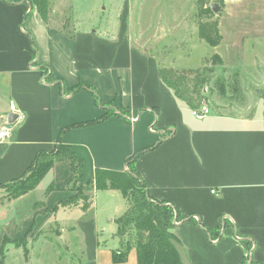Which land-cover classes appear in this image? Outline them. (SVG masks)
Segmentation results:
<instances>
[{
    "label": "crops",
    "instance_id": "0c3cea01",
    "mask_svg": "<svg viewBox=\"0 0 264 264\" xmlns=\"http://www.w3.org/2000/svg\"><path fill=\"white\" fill-rule=\"evenodd\" d=\"M215 4L222 40L209 60H222L227 73L232 64L251 70L263 63L252 83L261 100L264 55L250 53L264 48V0ZM162 68L138 38L66 32L42 21L30 0H0V128L12 131L0 140V200L4 186L60 141L83 161L85 185L97 170L128 171L142 153L135 166L148 196L186 217L171 231L182 264H264L262 104L247 116L197 120L162 81ZM108 111L114 116L87 126ZM72 180L70 163L61 162L32 193L0 204V264H116L112 254L135 242L134 233L120 239L117 225L107 227L129 209L117 191L92 189L87 212L82 204L54 212L75 196ZM26 240L29 247H20ZM128 256L123 264H138L134 247Z\"/></svg>",
    "mask_w": 264,
    "mask_h": 264
},
{
    "label": "rangeland",
    "instance_id": "374dc122",
    "mask_svg": "<svg viewBox=\"0 0 264 264\" xmlns=\"http://www.w3.org/2000/svg\"><path fill=\"white\" fill-rule=\"evenodd\" d=\"M49 6L48 21L55 28L70 33L97 30L109 38L124 35L138 38L140 47L157 56L163 68L188 76L198 71L205 84L192 110L206 107L210 115L234 112L235 115L247 116L257 102L264 109V98L258 100L252 92L255 89L252 83L261 76L263 63L256 62L258 68L251 70L238 69L237 64H232L227 73L217 60H209L214 56L215 49L199 41L194 16L197 12L196 0H50ZM250 10L253 11L254 6ZM250 54L257 57L264 55V48ZM192 75L191 80L195 77V74ZM194 97L192 95L190 99ZM71 187L83 197L90 194L93 188L81 181ZM4 194L7 197L2 198L0 204L5 199L13 200V194L8 189L4 190ZM106 224L109 230L117 228L109 220ZM109 230L108 233H111ZM43 235L44 231L36 233L32 239H41ZM19 244L20 247H29L27 240ZM36 260L27 263L23 258L16 264H34Z\"/></svg>",
    "mask_w": 264,
    "mask_h": 264
},
{
    "label": "trees",
    "instance_id": "16d2710c",
    "mask_svg": "<svg viewBox=\"0 0 264 264\" xmlns=\"http://www.w3.org/2000/svg\"><path fill=\"white\" fill-rule=\"evenodd\" d=\"M30 1L31 5L37 9L42 21L50 24V21H48L50 0ZM196 1L197 12L194 16L199 41L212 47H217L221 43L222 36L219 30V23L215 20V15L211 10V6L216 3V0ZM63 30L66 31L65 29ZM214 59L222 66V60L217 57ZM192 74H195V77L191 80L189 78L193 76ZM160 76L165 85L174 92L176 98L191 109L193 104L199 101L198 98H200L203 91L202 87L205 84V80L201 79L198 71L197 73L192 72L188 76L171 68H162ZM192 95L197 97V99L195 97L190 99ZM112 116H114L113 111H108L101 119L89 122L87 126L103 124L104 121ZM72 129L74 128H69L66 131ZM141 155L142 153L127 162L128 171L118 173L109 170H97L94 178L88 184L96 191H117L129 203L128 212L116 221V225L120 239L134 233L135 242L127 241L123 243V251L114 252L112 254L113 260L116 264H123V262L128 260V254L134 247L138 256V264H182L181 256L176 248L178 240L171 231L176 226L174 221L176 223L182 222V220H186V217L173 205L156 202L148 196L146 185L135 166ZM65 161L69 162L72 168L73 180L69 190L75 193V196L57 205L54 212H57L62 207H77L80 204H82L84 212H87L91 208L94 198L89 195L80 196L71 187L74 183L83 180V161L76 154H73L70 146L63 144L61 141L52 151L39 153L28 169L29 171L22 178L4 186V188L13 194V200H17L32 193L56 164ZM187 219L192 221L193 218ZM219 231H209L211 238L216 239L215 237H217Z\"/></svg>",
    "mask_w": 264,
    "mask_h": 264
},
{
    "label": "built area",
    "instance_id": "2783aa9c",
    "mask_svg": "<svg viewBox=\"0 0 264 264\" xmlns=\"http://www.w3.org/2000/svg\"><path fill=\"white\" fill-rule=\"evenodd\" d=\"M209 115H210V111L206 107H203L202 109H199V110H193V113H192V116H194L197 120H200V121H203ZM11 133H12L11 128L7 125H3L0 128V140L11 136Z\"/></svg>",
    "mask_w": 264,
    "mask_h": 264
},
{
    "label": "water",
    "instance_id": "95a60500",
    "mask_svg": "<svg viewBox=\"0 0 264 264\" xmlns=\"http://www.w3.org/2000/svg\"><path fill=\"white\" fill-rule=\"evenodd\" d=\"M211 10H212V12H213L214 14H217V13L220 12L221 7H220V5H218V4H213V5L211 6ZM10 123H11V122H10Z\"/></svg>",
    "mask_w": 264,
    "mask_h": 264
}]
</instances>
